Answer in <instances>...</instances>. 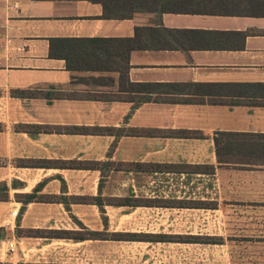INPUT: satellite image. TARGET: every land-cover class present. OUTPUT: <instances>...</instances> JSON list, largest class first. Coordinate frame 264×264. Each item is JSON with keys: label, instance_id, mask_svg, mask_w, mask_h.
Here are the masks:
<instances>
[{"label": "crops", "instance_id": "obj_1", "mask_svg": "<svg viewBox=\"0 0 264 264\" xmlns=\"http://www.w3.org/2000/svg\"><path fill=\"white\" fill-rule=\"evenodd\" d=\"M109 1L0 0V264H264V0Z\"/></svg>", "mask_w": 264, "mask_h": 264}, {"label": "trees", "instance_id": "obj_2", "mask_svg": "<svg viewBox=\"0 0 264 264\" xmlns=\"http://www.w3.org/2000/svg\"><path fill=\"white\" fill-rule=\"evenodd\" d=\"M110 3V1L108 0ZM103 6L106 9V15L108 12L107 4L103 2ZM166 11H170L172 13H181V12H195L200 10H192L190 8L187 9H169ZM119 42H122L119 44L120 48L123 45V40H119ZM116 41L111 40H101V39H95V40H69V39H51L50 40V49H49V56L54 57L57 59L64 60L66 63V68L69 71H75V70H81V69H93L94 66L91 64L89 65V61L91 58H96L100 63L97 66L100 68L101 63L108 64V61H110V58L107 57L108 49L114 48ZM128 47H124L123 51L125 53L123 54L124 57L121 58V60L125 57V55L128 53ZM116 54V53H114ZM97 64V63H96ZM110 67V66H109ZM103 68V67H102ZM105 68V67H104ZM112 68V67H110ZM106 69V68H105ZM54 88V87H53ZM52 88V89H53ZM23 96H33L35 93H31L30 91H22L20 92ZM54 94H46V99L50 101L52 99V96Z\"/></svg>", "mask_w": 264, "mask_h": 264}]
</instances>
